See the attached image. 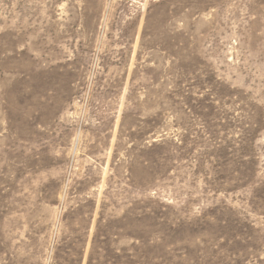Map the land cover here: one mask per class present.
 <instances>
[{
    "label": "rangeland",
    "instance_id": "374dc122",
    "mask_svg": "<svg viewBox=\"0 0 264 264\" xmlns=\"http://www.w3.org/2000/svg\"><path fill=\"white\" fill-rule=\"evenodd\" d=\"M0 264H264V0H0Z\"/></svg>",
    "mask_w": 264,
    "mask_h": 264
}]
</instances>
